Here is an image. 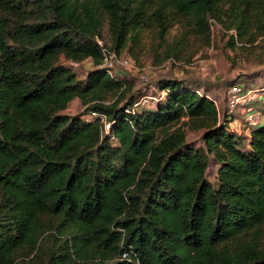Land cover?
<instances>
[{"label":"trees","instance_id":"1","mask_svg":"<svg viewBox=\"0 0 264 264\" xmlns=\"http://www.w3.org/2000/svg\"><path fill=\"white\" fill-rule=\"evenodd\" d=\"M213 23L264 57V0H0V264H264V122L229 128L228 88L248 87L221 113L160 79L137 107L104 67L146 37L159 62L191 58Z\"/></svg>","mask_w":264,"mask_h":264},{"label":"rangeland","instance_id":"2","mask_svg":"<svg viewBox=\"0 0 264 264\" xmlns=\"http://www.w3.org/2000/svg\"><path fill=\"white\" fill-rule=\"evenodd\" d=\"M211 44L203 49L197 50L191 58L182 56L179 60L157 61L151 51L150 40L146 37L142 48L132 55L127 50L114 60L111 73L124 80L128 87V95L134 94L139 100H147L142 107H152V103L158 97L159 90L156 82L160 79H174L186 82L198 81L202 84L201 93L215 100L222 113L226 101L228 85L235 82H243L248 89H264V57H259L261 46L256 44L252 51L241 52L240 49L233 50L227 46V38L223 35L222 28L212 24ZM177 28L170 31L171 38L176 34ZM262 47L264 43L262 42ZM193 49H197L196 45ZM193 54V53H192ZM128 59L132 68L125 66L122 62ZM73 66V64H71ZM74 67V66H73ZM75 71L80 72L79 78L85 80L84 73L93 67L91 60L76 66ZM145 79L142 80L141 77ZM164 93H162L163 95ZM258 96V102L254 103L256 114L260 116V122H264V100ZM83 106L75 99L67 108L65 113L78 115L83 113ZM245 107L237 109L234 113L236 122L231 121L229 128L237 134L246 137L251 129L245 120ZM84 119L91 117L84 116ZM108 129V128H107ZM191 140H197L196 133H189ZM115 142V141H113ZM217 167L211 168L210 178L213 182Z\"/></svg>","mask_w":264,"mask_h":264},{"label":"built area","instance_id":"3","mask_svg":"<svg viewBox=\"0 0 264 264\" xmlns=\"http://www.w3.org/2000/svg\"><path fill=\"white\" fill-rule=\"evenodd\" d=\"M105 56L104 67L111 73V68L114 65V60L117 58V55L113 52H108L106 50L103 51ZM125 66L132 68L133 66L130 64L128 59H124L122 62ZM78 63H73V66H78ZM142 80L145 79L144 76L141 77ZM200 94V91H197ZM228 106L229 112H234L241 107H245V120L249 126L254 127L260 123V116L256 114V108L254 103L258 102V96L264 99V89L256 88V89H247L244 90L242 86L235 85L228 88ZM210 98V97H209ZM264 102V100H262ZM147 100L142 99L139 100L136 104L137 107L146 104ZM217 104V103H216ZM218 107V105H217ZM219 109V107H218ZM220 111V110H219ZM87 116V117H93ZM237 120L235 119L234 122ZM102 122L104 123L105 130L109 129V123L106 120V117H102ZM108 128V129H107Z\"/></svg>","mask_w":264,"mask_h":264}]
</instances>
